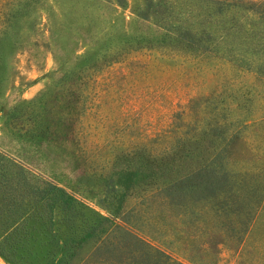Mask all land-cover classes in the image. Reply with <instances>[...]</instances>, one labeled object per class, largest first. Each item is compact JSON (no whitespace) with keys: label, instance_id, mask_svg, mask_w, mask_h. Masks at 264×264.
I'll return each instance as SVG.
<instances>
[{"label":"rangeland","instance_id":"obj_1","mask_svg":"<svg viewBox=\"0 0 264 264\" xmlns=\"http://www.w3.org/2000/svg\"><path fill=\"white\" fill-rule=\"evenodd\" d=\"M210 1L0 0V263L65 264L82 247L67 263L80 264L94 245L96 216L67 220L37 202L49 183L103 217L127 212L166 264H264V77L166 48V30L197 24ZM220 1L240 5L225 14L244 22L248 4L264 6ZM212 122L234 136L230 184L150 195L152 160ZM127 239L83 264H147L149 250Z\"/></svg>","mask_w":264,"mask_h":264},{"label":"trees","instance_id":"obj_2","mask_svg":"<svg viewBox=\"0 0 264 264\" xmlns=\"http://www.w3.org/2000/svg\"><path fill=\"white\" fill-rule=\"evenodd\" d=\"M210 2L211 5H206L204 9L200 7L202 12L196 15L197 24L169 27L166 30L170 42L166 48L212 54L264 77V28L259 29L264 24V6L248 4L247 9L252 14L246 15L244 22L235 15L225 14L226 10L240 5L220 0ZM205 22H210L206 23L209 29L203 27ZM228 127L212 122L207 128L195 133L196 137L180 140L178 149L166 151L161 159H153L147 171L150 195H162L168 199H179L186 195L195 197L213 193L227 182L230 184L222 164L226 149L234 137L233 134L228 135ZM200 136H208V139H198ZM35 194L40 206L47 208L58 205L67 220L82 217L84 211L96 216L97 225L88 227L86 231L94 245L80 259V264L96 256L102 248L106 249L104 253L109 248L115 251L120 249L127 238L138 240L149 250V256L146 253L147 264H166L164 261L170 259L159 248L133 234L134 226L124 210L116 211L111 217H103L76 201L63 188L49 183L37 188ZM115 232L121 233L119 240H113ZM81 250L82 247L76 248L64 263L71 262ZM169 264L179 263L170 261Z\"/></svg>","mask_w":264,"mask_h":264},{"label":"built area","instance_id":"obj_3","mask_svg":"<svg viewBox=\"0 0 264 264\" xmlns=\"http://www.w3.org/2000/svg\"><path fill=\"white\" fill-rule=\"evenodd\" d=\"M0 264H3V263H0Z\"/></svg>","mask_w":264,"mask_h":264}]
</instances>
